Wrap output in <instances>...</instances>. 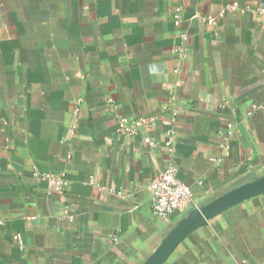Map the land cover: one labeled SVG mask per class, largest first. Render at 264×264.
I'll list each match as a JSON object with an SVG mask.
<instances>
[{
	"label": "crops",
	"instance_id": "1",
	"mask_svg": "<svg viewBox=\"0 0 264 264\" xmlns=\"http://www.w3.org/2000/svg\"><path fill=\"white\" fill-rule=\"evenodd\" d=\"M261 6L0 0V264H141L184 214L152 210L170 138L193 207L263 175ZM119 116L152 122L130 137ZM46 175L67 184L51 189ZM165 264H264V195L212 219Z\"/></svg>",
	"mask_w": 264,
	"mask_h": 264
},
{
	"label": "built area",
	"instance_id": "2",
	"mask_svg": "<svg viewBox=\"0 0 264 264\" xmlns=\"http://www.w3.org/2000/svg\"><path fill=\"white\" fill-rule=\"evenodd\" d=\"M180 10V9H178ZM254 11V9H253ZM256 11L264 15V6L259 7ZM179 19V12L176 15ZM210 21L213 19L210 17ZM187 39V35H183ZM114 107V105H111ZM254 111L258 109L257 106L253 107ZM183 109L181 107H176L173 110L174 118H180ZM252 114V112H250ZM152 122V119L145 118L143 116L131 119L127 116L118 117L119 130L124 133L126 136H133L136 134L140 127L144 125H149ZM232 126L229 125V131L227 137H225V142L222 143L221 148L224 150L226 155L230 149V138L233 135ZM149 145L154 147L156 144L152 140H148ZM166 153L169 157V165L166 169L158 171L152 182V210L157 217L167 218L176 213H185L191 207L196 205V199L191 187L184 184L178 177V166L175 163L176 159V146L173 138H170L165 145ZM223 156L216 158V161L223 160ZM46 179L49 180L51 189L60 190L64 185L67 184V181L62 178H55L51 175H46ZM20 240V236L16 237ZM118 241V238H115Z\"/></svg>",
	"mask_w": 264,
	"mask_h": 264
},
{
	"label": "water",
	"instance_id": "3",
	"mask_svg": "<svg viewBox=\"0 0 264 264\" xmlns=\"http://www.w3.org/2000/svg\"><path fill=\"white\" fill-rule=\"evenodd\" d=\"M264 195V174L232 187L228 191L181 215L141 264H165L181 243L230 208Z\"/></svg>",
	"mask_w": 264,
	"mask_h": 264
}]
</instances>
